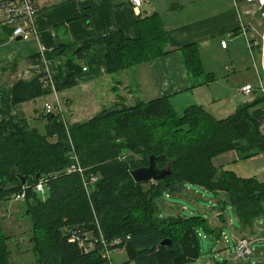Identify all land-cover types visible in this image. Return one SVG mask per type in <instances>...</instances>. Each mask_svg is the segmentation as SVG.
<instances>
[{
    "label": "trees",
    "instance_id": "trees-1",
    "mask_svg": "<svg viewBox=\"0 0 264 264\" xmlns=\"http://www.w3.org/2000/svg\"><path fill=\"white\" fill-rule=\"evenodd\" d=\"M91 17L92 12L84 10L82 20L91 24ZM137 24L138 39H128L122 31L105 38L107 74L117 100L114 105L73 124L66 123L65 115L45 111L40 119L47 121L44 130L29 125L11 136L0 124V205L27 187L23 201L28 203L34 264H112V254L118 250L127 256L123 264L195 263L201 257V231L217 240L223 232L212 230L201 215L184 217L163 210L165 198L185 192L188 186L224 196L219 208L224 223L228 207L247 229L264 218V180L240 177L214 162L230 152L246 159L264 153V98L258 95L238 105L223 120L200 105L179 115L168 98L128 106L118 92L121 76L169 53L168 35L159 16L138 18ZM56 32L58 48L29 57L33 75L13 82L14 105L53 93L46 72L50 61L68 70L67 82L57 84L56 92L76 86L90 45L72 43L65 26ZM11 36V28L0 24V46ZM184 54L195 76H207L197 45L185 47ZM17 72L16 63H0V90ZM73 157L82 173L69 171L76 163ZM151 158L158 168L172 174L157 182H135L131 173L149 166ZM19 174L26 178L24 185ZM42 182L45 199L33 190ZM2 232L0 226V264H13ZM85 239L93 242L88 251V244L81 245ZM115 240L120 244L114 245ZM165 240L171 241L169 247L161 246ZM107 252L110 259L105 257ZM262 258L264 254L256 253L255 258L240 263ZM208 264L233 263L225 259Z\"/></svg>",
    "mask_w": 264,
    "mask_h": 264
},
{
    "label": "crops",
    "instance_id": "crops-1",
    "mask_svg": "<svg viewBox=\"0 0 264 264\" xmlns=\"http://www.w3.org/2000/svg\"><path fill=\"white\" fill-rule=\"evenodd\" d=\"M144 2L137 12L131 0H73L54 7H51L54 3L51 0L42 4L38 0L39 9L34 21L36 33L28 40H22L29 42L13 48L17 52L1 51L9 47L5 45H11L15 39L0 46V63H16L18 66V72L10 75L7 78L8 84L0 90V124L5 134H20L29 125L45 129L47 121L40 119L45 112V105L55 103V94L51 93L26 104L14 105L12 85L17 80H29L33 75L29 57L58 48L56 29L61 26H65L67 38L72 43L79 46L90 45L84 52L83 65L86 71L76 77V86L56 93L63 104V115L67 124L88 121L102 109L116 103L115 93L111 90L112 82L107 74L105 38L122 31L128 39H138L140 31L137 19L153 15L159 16L165 25L169 53L132 67L121 76L122 84L118 87V92L128 106L168 98L179 115L191 106L200 105L215 118L223 120L231 116L238 105L253 101L258 96L255 93L246 97L241 92L247 84L257 88L255 83L258 76L264 74L262 58L252 55L242 31V27L246 26L249 30L248 37L253 40L244 16L249 14L248 8L252 3L246 0ZM173 4H178L179 7L173 9ZM84 10L92 12L91 24L82 20ZM224 40L227 41L226 48L221 44ZM192 45L199 48L207 74L205 77L195 76L186 65L184 49ZM46 72L56 85H63L68 80V70L58 61L47 62ZM235 154L244 157L239 153ZM228 223L227 219L225 223L218 219V223L213 225L209 222V225L212 230L221 229L224 232V227L230 225ZM255 232L252 230L251 234L254 235ZM238 234L245 238L243 233ZM205 238L212 239V236ZM237 242L238 240L234 243ZM223 249L225 252L222 256L231 261L233 258L228 256L231 255L228 243ZM262 260L263 258L250 264H262Z\"/></svg>",
    "mask_w": 264,
    "mask_h": 264
},
{
    "label": "rangeland",
    "instance_id": "rangeland-1",
    "mask_svg": "<svg viewBox=\"0 0 264 264\" xmlns=\"http://www.w3.org/2000/svg\"><path fill=\"white\" fill-rule=\"evenodd\" d=\"M47 1L48 0H40V3L42 4ZM263 2L264 0H255V2L248 8L249 14L244 15L246 17L245 22L251 29V36L258 42L259 49L256 50L255 54L260 58H262V50H264V15H261L259 12ZM56 5L59 4L53 3L51 7ZM2 21L3 20L0 17V22ZM28 42L13 41L11 45H5V47H9L5 49L3 48L1 51L9 52L10 50H15L13 48H18L19 45ZM15 51L17 52V50ZM255 84L258 86V81ZM215 164L217 167L232 171L243 178L264 179V153L246 159L244 157H239L235 152H230L228 155L217 158ZM16 194H14L8 202L0 205V226L3 231L2 235L5 236L6 241L4 244H6L8 250L12 253L11 262L13 264H34L36 257L32 251L33 247L30 243L33 238V232L30 217L27 215L28 203L26 201H17L15 197ZM221 196L220 193L207 192L198 187L188 186L185 192L172 196L171 198H165L164 202L161 203V207L164 208L166 205V208L163 209L166 213L168 211L175 215L180 213V215L184 217L201 215L215 225L214 223H218V219H220V216L222 215L219 211V208L222 205V203H220L222 201ZM225 217L227 222L230 223L228 227H224V233L229 237L228 251L231 255L228 256L231 259H234L231 260L233 264L240 263L235 259L236 243L234 242L242 237L239 236L238 232L243 233L247 238L253 239L254 244L252 249L255 254H264V218L259 219L255 223L254 229H246L237 221L234 212L230 207H228ZM259 228H261V230ZM252 230L256 231V234H254L256 236L251 234ZM205 235V232L201 231L199 239L201 257L193 264H207L211 260H225V256H222V253L225 252L223 249L226 245L225 239L223 238V240L220 241L214 236L212 239H206ZM125 262H127V256L124 251L118 250L112 254V264H123ZM262 264H264V258Z\"/></svg>",
    "mask_w": 264,
    "mask_h": 264
},
{
    "label": "built area",
    "instance_id": "built-area-1",
    "mask_svg": "<svg viewBox=\"0 0 264 264\" xmlns=\"http://www.w3.org/2000/svg\"><path fill=\"white\" fill-rule=\"evenodd\" d=\"M54 3L61 4L68 1L73 0H51ZM248 3H254L255 0H246ZM131 3L134 7V9L139 12L140 8L145 4L144 0H131ZM38 0H0V17L2 18V22L0 24L2 26H6L11 28L12 30V36L11 39L14 40L17 37H22L23 40H28L30 36L33 33H36L35 30V18L38 14ZM243 35L246 37L248 47L252 53L253 56H255V51L258 49V42L253 39L251 40L248 37V28L246 26L242 27ZM222 47L226 48L227 41H222ZM263 56H262V65L264 68V50H262ZM86 71V68L83 69V72ZM48 82L52 86L53 93L55 94L56 101L54 104H46L45 105V111L48 114L55 113L58 115L63 116L64 114V108L63 104L60 102L56 95V84L52 81V79L48 76ZM242 94L246 97H251L255 93H258L261 97L264 98V74L263 76L259 74L258 76V87L256 88L252 84H247L244 86L241 90ZM72 160L74 162L77 161L76 157H73ZM79 171L82 172V169L79 167L78 163L76 162L71 166V171ZM34 192H37L38 194L44 196L46 194V188L42 183H39L34 187ZM27 195V187L23 188L22 192L17 195L16 199L18 201H21L25 199ZM225 239L226 243L229 242V237L223 232L222 233V240ZM79 240V239H77ZM84 241L87 242V239ZM88 246L86 250H90L93 247V242H87ZM120 241L115 240L114 245H119ZM254 244V241L252 238H241L238 240L236 246H235V258L238 260H250L252 258H255V253L252 249V246ZM105 257L110 259V253L107 252Z\"/></svg>",
    "mask_w": 264,
    "mask_h": 264
},
{
    "label": "water",
    "instance_id": "water-1",
    "mask_svg": "<svg viewBox=\"0 0 264 264\" xmlns=\"http://www.w3.org/2000/svg\"><path fill=\"white\" fill-rule=\"evenodd\" d=\"M178 7H179L178 4L171 5V8H173V9H176ZM259 12L261 15H264V2L260 7ZM15 40L16 41H22L23 38L17 37ZM171 174L172 173L170 170L158 168L155 159L151 158L149 166L134 170L131 173V176L134 179V181L138 183V182L161 181V180L165 179L166 177L170 176ZM40 177H41V175L38 174L36 178L39 179ZM18 178L21 179V182L23 185L26 183V178L22 177L20 174L18 175ZM33 205H35L34 201H33ZM170 245H171L170 240H165L161 243L162 247H169Z\"/></svg>",
    "mask_w": 264,
    "mask_h": 264
},
{
    "label": "bare ground",
    "instance_id": "bare-ground-1",
    "mask_svg": "<svg viewBox=\"0 0 264 264\" xmlns=\"http://www.w3.org/2000/svg\"><path fill=\"white\" fill-rule=\"evenodd\" d=\"M80 167V166H79ZM81 168V167H80ZM82 173V172H81ZM91 181H95V179H91ZM23 190V189H22ZM22 190H21V192H22ZM20 192V193H21ZM19 193V194H20ZM19 194H17V195H19ZM17 195L15 196V197H17ZM40 195V194H39ZM46 195H47V190H46V194L44 195V196H42V195H40L43 199H45V197H46ZM26 198V197H25ZM24 200V199H23ZM23 200H21V201H23ZM18 201V200H17ZM245 238H247V237H245ZM87 242L86 241H81V245L82 246H87ZM236 259V258H235ZM253 259V258H252ZM236 260H238V259H236ZM251 260V259H250ZM240 261H242V260H238V262H240ZM244 261V260H243Z\"/></svg>",
    "mask_w": 264,
    "mask_h": 264
}]
</instances>
